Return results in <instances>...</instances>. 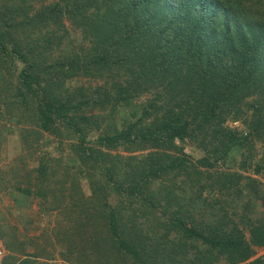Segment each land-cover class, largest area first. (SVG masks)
Wrapping results in <instances>:
<instances>
[{"label": "trees", "instance_id": "16d2710c", "mask_svg": "<svg viewBox=\"0 0 264 264\" xmlns=\"http://www.w3.org/2000/svg\"><path fill=\"white\" fill-rule=\"evenodd\" d=\"M35 2L0 0V147L11 118L35 163L4 179L0 172V191L32 198L43 214L66 207L73 215L80 191L64 188L73 175L88 183L101 211L83 217L92 223L89 238L56 228L42 245L0 224V264H47L54 250L62 258L61 247L66 264L254 257L264 247V191L254 187V204L228 212L246 178L217 167L234 150L264 143V0ZM129 107L139 113L120 118ZM244 111H251L245 135L224 127ZM94 131L100 136L92 139ZM45 139L55 144L53 157ZM187 145L200 156L192 160ZM64 155L74 163H62ZM240 166H251L247 155ZM262 168L264 158L254 172ZM59 172L56 190L50 178ZM207 188L230 201L202 198Z\"/></svg>", "mask_w": 264, "mask_h": 264}, {"label": "rangeland", "instance_id": "374dc122", "mask_svg": "<svg viewBox=\"0 0 264 264\" xmlns=\"http://www.w3.org/2000/svg\"><path fill=\"white\" fill-rule=\"evenodd\" d=\"M36 2L33 4V8H37L38 2L39 3H49L50 1L54 0H35ZM21 68L20 64H17L15 67L16 73L19 72ZM13 86L15 85L14 79H12ZM95 83V82H94ZM251 98L245 99L242 103H249L251 102ZM133 111H138L139 108L135 107H129L120 109L119 117L125 118L128 113L132 114ZM94 113L96 111H93ZM97 113V112H96ZM251 111H244L241 121L242 123H246L250 118ZM1 123V121H0ZM18 125L15 124L13 119H8L5 122V125L3 127L4 132V140L2 142V145L0 147V172L3 176H1L2 179L6 178L8 173L10 171L14 172L16 171V168L24 167V169H31L33 168L34 164L31 160H28L25 156L26 154L22 151V147L20 145V136L17 133ZM100 133L98 131L92 132V135L90 136L92 139L99 137ZM256 143V144H255ZM44 144L46 145V152L53 157L55 153V144L52 142H49V140L45 139ZM91 146V145H89ZM92 148L96 149L97 146L95 144H92ZM44 150V149H43ZM102 153H109L110 155H121L122 157H127L129 154L126 152H121L120 150H114L113 152H108L105 149H101ZM184 152L187 155H190L192 160L198 158L200 156V153L196 150H192L191 145L185 146ZM248 156L251 162L250 167H241V161L245 156ZM20 156L23 157L24 160L20 159ZM230 157L226 159L225 163L222 166L217 167V169L220 171H229V172H237L242 176V178H246L239 186L238 189L242 192V196L238 197V200L231 203L232 206H235L233 209L230 208L228 212H234L238 213L240 211V208L242 206L243 202H250L254 204L256 200L254 199V194L252 193V189L255 187L256 190H259L262 192L264 191V168L261 169L258 173L254 172L256 165H259L263 158H264V143L255 141L252 148H250L248 151H245L243 149H237L234 150L230 155ZM63 162H67V166H70L72 163H74V159L64 155L63 156ZM26 160V161H25ZM210 171H212L210 169ZM66 185L64 186L65 189L70 188V184H72L77 190L80 191V200L78 205L76 206V209L74 210V214H70V210L66 207H62L61 209H50V211H47L46 214H43L41 211L40 205H38L37 201L33 200L32 198L25 197L23 195H20L19 193H14L12 190H6V191H0V224H7L11 226L13 229V233L16 235L18 240H23L24 238H32L35 243L38 245H42L45 242H42V238L45 236L50 237L49 233H52L54 229L58 228L62 232H66L67 230L71 229L73 232L78 233L80 237L87 236V238L90 237L92 234V223L86 220L84 222L83 217L86 216V218L96 215V211H101L100 208V201L95 199V203H92V194L90 193V190L88 189V183L85 180H72V176H68L65 178ZM51 185L53 186V189L59 188L62 184L63 178L61 173H57L55 176L50 178ZM72 189V191H74ZM258 193V195H261L262 193ZM190 194V193H188ZM189 195H184V197H188ZM115 195L112 194L111 198H114ZM201 197H206L211 201L212 199H218L219 201H230L226 196H221L216 193L215 190H211L207 188L206 191L202 192ZM91 201H90V200ZM100 205V206H99ZM99 207V208H98ZM253 209V206H251ZM250 211V210H249ZM252 211V210H251ZM250 211V212H251ZM258 213L261 214V212L258 211ZM87 214V215H85ZM78 215V216H76ZM210 211L205 212V216L209 217ZM74 216V217H72ZM253 216V215H252ZM73 219L76 224H78L77 229L76 227L70 226V221ZM83 223V225H81ZM13 234V236H15ZM44 235V236H43ZM43 236V237H42ZM89 236V237H88ZM86 238V239H87ZM82 239V238H81ZM89 240V239H88ZM42 242V243H41ZM53 242V241H52ZM53 244V243H52ZM50 251H52V247L50 246L48 248ZM61 254L62 258L63 255L66 253L65 248L61 247ZM0 259L2 255H4V247L1 245L0 242ZM11 254V253H10ZM7 256H10L6 254ZM51 259L47 261V264H66L65 261L62 260L61 255L56 252L55 250L50 252ZM20 257V255H17ZM256 257L264 258V247L256 249V254L254 257L249 259L248 261H245L240 264H248L251 260H254ZM90 260V259H89ZM46 260L38 259V263H42ZM91 261V260H90ZM264 261V260H263ZM46 263V262H45ZM222 264V263H219ZM224 264V263H223Z\"/></svg>", "mask_w": 264, "mask_h": 264}, {"label": "clouds", "instance_id": "9594fccd", "mask_svg": "<svg viewBox=\"0 0 264 264\" xmlns=\"http://www.w3.org/2000/svg\"><path fill=\"white\" fill-rule=\"evenodd\" d=\"M224 127L232 132L233 131L236 132L238 135L240 134L245 135V133L247 132L245 124L242 123L241 119L239 120L227 119L224 122Z\"/></svg>", "mask_w": 264, "mask_h": 264}]
</instances>
